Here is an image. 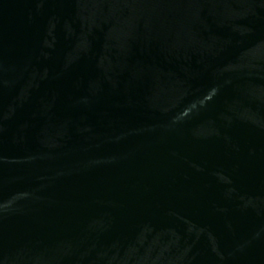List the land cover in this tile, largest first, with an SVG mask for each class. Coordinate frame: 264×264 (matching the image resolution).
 Listing matches in <instances>:
<instances>
[{
	"label": "water",
	"instance_id": "water-1",
	"mask_svg": "<svg viewBox=\"0 0 264 264\" xmlns=\"http://www.w3.org/2000/svg\"><path fill=\"white\" fill-rule=\"evenodd\" d=\"M0 264H264V0H0Z\"/></svg>",
	"mask_w": 264,
	"mask_h": 264
}]
</instances>
